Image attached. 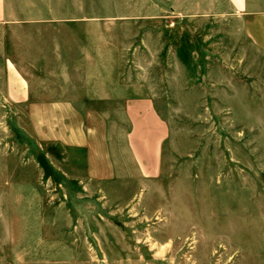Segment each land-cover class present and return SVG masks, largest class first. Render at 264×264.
<instances>
[{"label": "rangeland", "instance_id": "1", "mask_svg": "<svg viewBox=\"0 0 264 264\" xmlns=\"http://www.w3.org/2000/svg\"><path fill=\"white\" fill-rule=\"evenodd\" d=\"M17 1L91 18L0 24V65L8 51L34 96L103 109L117 175L68 176L27 105H0V264H264V85L248 74L264 58L225 3ZM109 73L143 81L167 123L156 177L131 161L118 103L95 99Z\"/></svg>", "mask_w": 264, "mask_h": 264}, {"label": "crops", "instance_id": "2", "mask_svg": "<svg viewBox=\"0 0 264 264\" xmlns=\"http://www.w3.org/2000/svg\"><path fill=\"white\" fill-rule=\"evenodd\" d=\"M222 3H225L227 12L239 18L237 23L241 30L237 34H243L253 47L261 51L264 58V0L213 1L214 7ZM41 10L43 8L37 4L27 6L17 0L11 4L7 0H0V24L69 22L86 25L91 19L79 16L62 21L54 16L40 15ZM71 48L70 44H59L55 54L66 63L73 61L66 58ZM2 61L0 105H27L33 134L45 142L59 144L63 156L62 169L68 176L80 181H112L117 175V155H114L111 148L110 122L103 109L87 108L81 111L70 98L50 100L36 97L33 95L35 88H31L29 79L8 51L2 54ZM257 73L263 76L255 82L264 85V66L258 72H248L249 75ZM107 78L97 84L99 88L96 89L95 99L104 101L109 110L114 107L109 105L110 102L118 103L119 111L128 124L125 141L131 161L136 164L141 177H156L161 168L162 145L169 134L167 123L159 114L143 81L113 83L110 73Z\"/></svg>", "mask_w": 264, "mask_h": 264}]
</instances>
